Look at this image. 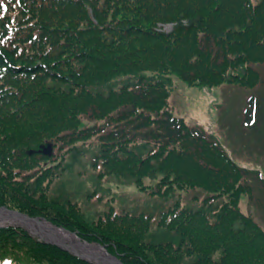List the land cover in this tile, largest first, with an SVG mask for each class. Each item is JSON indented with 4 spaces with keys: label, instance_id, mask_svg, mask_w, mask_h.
<instances>
[{
    "label": "trees",
    "instance_id": "obj_1",
    "mask_svg": "<svg viewBox=\"0 0 264 264\" xmlns=\"http://www.w3.org/2000/svg\"><path fill=\"white\" fill-rule=\"evenodd\" d=\"M257 64L264 0H0V207L123 264H264V228L241 209L264 179L169 104L175 79L254 89ZM251 103L247 124L260 112ZM75 178L88 179L82 201ZM127 186L172 202L158 215L117 211L105 199ZM196 189L207 196L183 204ZM0 264L94 263L7 226Z\"/></svg>",
    "mask_w": 264,
    "mask_h": 264
},
{
    "label": "rangeland",
    "instance_id": "obj_2",
    "mask_svg": "<svg viewBox=\"0 0 264 264\" xmlns=\"http://www.w3.org/2000/svg\"><path fill=\"white\" fill-rule=\"evenodd\" d=\"M162 31L170 32L173 25L160 27ZM261 74L263 83L254 89L223 85L217 88L189 87L186 83L175 79V85L169 98V104L176 117L183 118L190 127H197L215 137L227 154L241 167L258 173L264 179V64L252 65ZM256 97L259 101L260 120L252 126H245L247 111L252 106L250 100ZM254 112L256 107L253 108ZM257 126V127H256ZM74 191L70 195L77 201H82L87 192L88 179L75 178ZM70 179L60 186V193L69 190ZM258 201L251 202L246 195L241 199V209L245 214L253 216L264 228V190L256 179L252 178ZM82 185L81 188H79ZM116 194V195H115ZM183 204H188L192 198L200 200L207 196L203 190L196 189L180 193ZM105 200L117 211H127L133 214L145 213L158 215L168 209L172 199L165 200L152 197L138 191L134 186H127L120 191L112 190ZM104 206L96 208L103 212ZM94 211V209H91ZM5 224H14L4 222ZM68 244V243H66ZM75 249L80 251L79 246Z\"/></svg>",
    "mask_w": 264,
    "mask_h": 264
},
{
    "label": "water",
    "instance_id": "obj_3",
    "mask_svg": "<svg viewBox=\"0 0 264 264\" xmlns=\"http://www.w3.org/2000/svg\"><path fill=\"white\" fill-rule=\"evenodd\" d=\"M51 152V148L48 147L44 150V154H49ZM0 210H3L6 212V214L8 216H13V218L17 219L20 218L22 221L24 222H28V223H24L22 222L24 225H17L18 228L24 229L26 230L31 237L35 238L36 240H40L42 241L45 245L48 246H54V247H58L60 249H62L65 252H68L74 256L79 257L80 259L87 261V262H92V263H96V264H123L120 259L116 256H113L112 254H110L107 249L99 244H89L87 242H81L80 238L78 237L77 233H72L71 231H68L64 228H59L55 225H53L52 223L49 222V224L52 226V228L54 230H52L53 232H48L45 228H43V223L41 220L46 221L45 219H40V218H31L25 214H21L17 211H11L8 210L7 208H0ZM4 220L0 218V221ZM62 230L70 235H74L78 241L79 244L76 242H70L68 240H66L64 237H61L60 235H58V231ZM58 235V236H56ZM68 243V244H66ZM77 244V246H79L80 251H82L80 254L79 251H77L74 247ZM85 246H92V245H96L97 247L101 248L104 252H105V257L103 259V257H99L96 256L95 254H93L89 249L85 248Z\"/></svg>",
    "mask_w": 264,
    "mask_h": 264
},
{
    "label": "bare ground",
    "instance_id": "obj_4",
    "mask_svg": "<svg viewBox=\"0 0 264 264\" xmlns=\"http://www.w3.org/2000/svg\"><path fill=\"white\" fill-rule=\"evenodd\" d=\"M0 218H1V219L7 218V219L12 220V221L15 222V223H19V224L24 225V224L22 223V222H24V221H22L20 218L15 219V218H13L12 215H11V216H8V215L6 214V212L3 211V210H0ZM24 223H28V222H24ZM42 227L45 228L48 232H53L52 230L55 229V228L53 229L52 226H51L50 224L45 223V222L43 223V226H42ZM57 233H58V235H60L61 237H64L66 240H68V241H70V242H76V243L79 244L78 239H77L74 235H70V234H68V233H66V232H64V231H62V230H59ZM58 235H56V236H58ZM84 247L87 248V249H89V250H90L93 254H95L96 256L103 257V259H104V257H105V252H104L101 248H99V247H97V246H95V245L88 246V247L84 245Z\"/></svg>",
    "mask_w": 264,
    "mask_h": 264
}]
</instances>
